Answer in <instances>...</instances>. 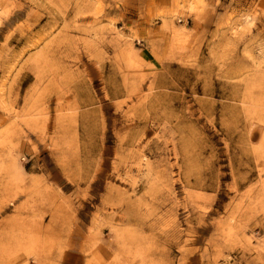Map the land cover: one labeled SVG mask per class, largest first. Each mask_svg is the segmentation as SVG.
<instances>
[{
	"label": "rangeland",
	"instance_id": "rangeland-1",
	"mask_svg": "<svg viewBox=\"0 0 264 264\" xmlns=\"http://www.w3.org/2000/svg\"><path fill=\"white\" fill-rule=\"evenodd\" d=\"M0 264H264V0H0Z\"/></svg>",
	"mask_w": 264,
	"mask_h": 264
}]
</instances>
